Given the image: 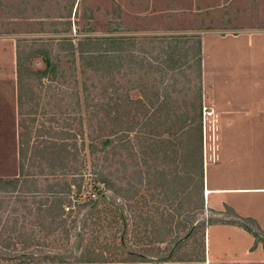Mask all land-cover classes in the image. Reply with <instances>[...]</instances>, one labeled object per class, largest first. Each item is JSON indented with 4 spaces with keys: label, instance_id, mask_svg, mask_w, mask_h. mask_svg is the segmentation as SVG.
Returning <instances> with one entry per match:
<instances>
[{
    "label": "rangeland",
    "instance_id": "374dc122",
    "mask_svg": "<svg viewBox=\"0 0 264 264\" xmlns=\"http://www.w3.org/2000/svg\"><path fill=\"white\" fill-rule=\"evenodd\" d=\"M111 37L134 38L139 44L143 43L147 51L152 50L153 57L158 56L154 52L160 49L156 44H146L148 38H200L201 115L194 108L195 92L187 91L190 85L178 76V72H152L141 80L137 68L131 66L129 73V65H117L114 60L113 64L91 58L79 61V40ZM62 39H70L74 44V65L68 58L71 48ZM32 41L45 43L51 55L59 56L62 60L60 70L66 75L52 82L50 78L41 81L30 72L21 77L23 119H37L35 125L28 122L33 145L30 153L33 155L35 140L43 135L37 133L43 129L40 126L43 123L44 128L53 127L52 133L64 130L73 136L67 144L76 145V149L69 148V152L75 154L77 161L68 162L66 169L53 171L46 163L39 168L37 164L31 167L27 159L24 160V174L37 176L38 190H41L46 184L44 178L50 174L60 178L65 171L64 177L69 181L74 177L72 174L78 176L82 172L84 183L78 195L79 203L93 198L96 179L104 177L114 184L109 189L101 187L106 201L97 199L96 211L102 212L98 217L105 229L96 234L85 230L79 250L74 251L78 257L89 249L99 258L114 261L93 264H119L115 261L126 259L119 243V237L124 235L121 215L127 226L125 248L134 253L135 261H138L136 255L152 256L154 260L167 256L169 250L174 249L172 243L177 238L178 243L186 240L177 256L200 260L183 264L204 263L208 244L214 247L219 244V249L215 247V256L216 253L228 254L230 258L234 248L225 245L223 237L217 244L214 240L210 242L208 230L235 223L247 232L241 226L243 222L260 235L255 238L250 233L254 240L252 251L261 246L262 259L249 264H264L261 230L206 195L207 169L218 162L219 148V120L213 111L212 92L218 82L230 77V73L233 78L241 72L252 78L262 76L249 72L254 68L260 73L254 62H264V0H0L1 179L12 180L19 174L16 48L21 46L26 51ZM241 48L247 49L241 52ZM138 53L135 48L133 55L136 57ZM191 57L189 53L183 59L190 61ZM27 67L31 72L44 70L39 58H32ZM188 77L189 81L191 73ZM102 105H108L110 112L100 110ZM106 137L110 145L104 150L102 138ZM44 146L50 145L42 144L39 148ZM199 158L203 170L202 190H197L198 173H195L193 162ZM33 160L39 162L36 158ZM184 176L189 178L185 185ZM26 189L28 187L20 189L24 191L20 195L30 200ZM77 190L72 187V196ZM16 194L7 195L6 198H11L8 202L11 203ZM108 199H114V207L108 205ZM87 211L86 207L77 211V215L83 216ZM189 217L192 223L185 222ZM74 232L72 230L63 243L73 246L77 242ZM237 245L235 243L236 249Z\"/></svg>",
    "mask_w": 264,
    "mask_h": 264
},
{
    "label": "trees",
    "instance_id": "16d2710c",
    "mask_svg": "<svg viewBox=\"0 0 264 264\" xmlns=\"http://www.w3.org/2000/svg\"><path fill=\"white\" fill-rule=\"evenodd\" d=\"M62 42L70 46L72 52L68 54V58L71 59V64L74 65L76 49L72 40L62 39ZM59 43H61V41H59ZM170 43H174L175 45L170 46ZM146 44H156L160 50L159 52L154 53L158 54V56H151L153 54L152 50L147 51V47L143 43L139 44L134 38L119 37L81 39L77 42V54L79 61H86L91 58L96 61L101 60L102 63L106 62L108 64H113L114 60L117 65L126 67L129 65V73L132 71L131 66L135 67L140 72L141 80L148 77L152 72L161 74L178 72V76H181L185 80V83L190 85L189 88H187V91L192 90L195 92V104L198 102V105L196 107L194 104V108L200 116L203 95L202 44L200 38L152 37L147 39ZM135 48H137L139 52L136 57L133 55ZM24 53L25 56H23ZM189 53L192 55V60H184L183 57H186ZM149 56H151V58ZM32 58L41 59L44 65V70L31 72L27 67V63H29ZM179 60H181V63L178 64L177 61ZM61 65V58L59 56H53V54L51 55V51L46 49L45 43L32 41L29 45V49L26 51L22 50L21 46L16 48L18 78L17 103L19 109L18 127L20 130L18 134L19 174L12 180L0 178V264L114 263L112 260L108 261L97 257L93 254V251L89 249L80 253L79 257L74 252L75 250H79L80 243L84 240L83 236L85 235L86 229L89 230L91 234L100 233L105 229L104 224H101V219L98 217V214H102V212L96 211L98 206L97 199L106 201L105 194L102 192L101 187L108 189L113 188L114 184L112 182L104 177L96 179L93 185V189L96 193H92L93 198H88L87 202L79 203L78 195L80 194L82 183H84V175L82 172H79L80 174L78 176L72 174L74 177H71L72 180L69 181L64 177L66 175L65 171L60 174V178L56 177V174H50V176L44 178L46 179V184L41 190H38V184L36 181L37 176L24 174V160L27 159H29L31 167H35L37 164V168H39L46 163L53 171L66 169L69 167L67 165L68 162L77 161L75 160V154L69 152V148L75 150L76 145L73 144L72 146H69L67 144V141L73 139V136L66 133L64 130H61L59 134L52 133L53 127L50 129L44 128L43 123L40 124L43 129L37 132L38 134L43 135L39 136L40 138H37L36 135L37 140H35L34 151H32L33 155H31L30 152L33 145L31 146V132L28 122L35 125L37 119L30 117L29 120L23 119V114L21 112V108L23 107V96L21 94L23 87L20 84V81L23 75H27L25 72H30L31 76H36L41 81L50 78V82H52L58 77L63 79L64 75H66L64 70H60ZM94 71H97V68H94ZM189 73H191V78L188 81L187 78H189ZM108 109V105H102L100 108L102 111L106 110L105 112H110V109ZM42 112V114H45V110H42ZM29 114L34 115L33 112H29ZM25 115H28V113ZM52 123L55 125L59 124V122L55 121H52ZM100 130L103 129L100 128ZM47 135H50V140L47 139ZM57 139L59 142H56ZM102 139V146L105 150V148L110 145V139L107 137ZM54 143H57V145ZM42 144L50 146L39 148ZM197 145L199 146L200 143ZM91 148L94 149V146L91 145ZM29 153L30 156L28 155ZM66 157H71L72 160H68ZM35 158L39 162H35V160H33ZM193 162L195 163L197 171L195 173H198L197 190H202V160L199 158V160H194ZM74 170L76 171V168H74ZM74 170L73 172H75ZM183 178L185 185L186 180L189 178L186 176ZM78 180L81 181L80 184L76 183ZM24 187H28L26 193L29 194L30 200L23 198V196L20 195L21 193H24L23 190L20 191V189H24ZM72 187L78 189L74 196H72ZM14 193L17 194L14 196L11 203L8 202L11 198H6V196H13L12 194ZM107 201H109L108 205L114 207V199H108ZM86 207L88 208V211L85 215H77V211L81 212V210ZM225 208L233 214L230 208ZM117 210L119 211V209ZM74 213H76V215H73ZM119 218L122 228L124 229V235L119 237V243L127 258L115 261V263L124 264L140 262L152 264L154 262L164 263L172 260L178 263L200 262L197 258L177 256L178 251L186 241L178 243V238L173 240L172 246L175 247L174 249L172 248L173 250H169L167 256H158L156 260H154L152 256L147 257L145 255H136L138 256V261H135L134 258H132L135 256L134 253L125 248V229L127 228L125 219L121 215H119ZM187 220L185 221L186 223H192L191 217ZM250 223L254 224L253 222ZM241 226L247 232L252 235L254 234L255 238L260 237L259 234L251 231L247 225L243 224V222H241ZM196 227L197 226H195L194 229ZM72 230L75 231L74 238L77 239V242L73 246L63 243V241L69 239ZM15 231H19L20 233L16 234ZM167 233H170V231H167ZM61 235L64 236V238H62ZM15 236L17 238H15ZM261 241L264 244V238H262ZM93 244V242L90 243L91 246H93Z\"/></svg>",
    "mask_w": 264,
    "mask_h": 264
},
{
    "label": "crops",
    "instance_id": "0c3cea01",
    "mask_svg": "<svg viewBox=\"0 0 264 264\" xmlns=\"http://www.w3.org/2000/svg\"><path fill=\"white\" fill-rule=\"evenodd\" d=\"M254 63L260 73L254 68L249 73L262 76L252 78L241 72L233 78L230 73L228 79L215 84L212 105L219 120L218 162L207 169L206 189L212 191V200L228 206L236 217L253 222L264 233V62ZM234 224L208 230L210 242L217 244L223 237L224 244L234 248L230 258L228 254L215 256L219 244L216 249L208 244L204 263L188 264L258 263L261 246L252 251L253 236Z\"/></svg>",
    "mask_w": 264,
    "mask_h": 264
},
{
    "label": "bare ground",
    "instance_id": "6f19581e",
    "mask_svg": "<svg viewBox=\"0 0 264 264\" xmlns=\"http://www.w3.org/2000/svg\"><path fill=\"white\" fill-rule=\"evenodd\" d=\"M211 193H212V191H210V190L206 191L207 198H208V195L211 194Z\"/></svg>",
    "mask_w": 264,
    "mask_h": 264
}]
</instances>
